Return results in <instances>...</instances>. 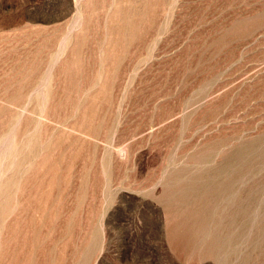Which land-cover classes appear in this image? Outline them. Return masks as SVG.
Listing matches in <instances>:
<instances>
[{"label":"rangeland","instance_id":"rangeland-1","mask_svg":"<svg viewBox=\"0 0 264 264\" xmlns=\"http://www.w3.org/2000/svg\"><path fill=\"white\" fill-rule=\"evenodd\" d=\"M0 264H264V0H0Z\"/></svg>","mask_w":264,"mask_h":264}]
</instances>
